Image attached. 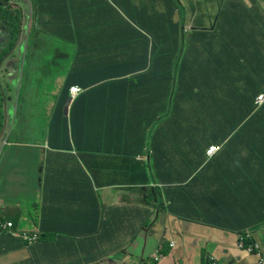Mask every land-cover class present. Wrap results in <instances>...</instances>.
Here are the masks:
<instances>
[{
	"label": "crops",
	"instance_id": "obj_1",
	"mask_svg": "<svg viewBox=\"0 0 264 264\" xmlns=\"http://www.w3.org/2000/svg\"><path fill=\"white\" fill-rule=\"evenodd\" d=\"M26 1L32 26L25 44L21 33L0 65L6 121L15 115L20 122L18 136L9 139L14 144H4L0 153V216L17 228L38 230L39 238L29 245L1 234L0 264H258L256 254L237 245L241 233L251 229L264 249V129L252 119L249 132L243 126L229 138L232 122L215 125L204 111L206 118L199 119L206 102L230 96L227 83L246 85L245 75L234 79L236 71L229 69L221 77L218 70L224 68L214 66L208 80H221L213 87L217 92L196 89L173 102L172 94L161 95L156 75L169 53L159 37L150 44V31L162 33L169 26V6L179 30L188 33L205 27L206 17L219 20L215 0H150L154 19L144 13L145 1L129 0L130 17L125 0L106 1L104 21L85 0H58L78 41H100L117 54L108 63L87 58L75 43L58 38L38 20V2ZM251 3L264 11L263 0ZM129 26L139 33L132 35ZM124 41L138 43L139 57ZM15 53L17 70L10 73L4 67ZM234 63L247 70L245 58ZM181 71L176 56L174 82ZM69 81L70 88H81L74 97L63 94ZM31 89L41 97H29ZM245 113L242 109L232 121ZM175 114L181 125L174 126L170 139L149 135L151 118L156 129ZM25 132L27 138L19 137ZM210 146L215 151L208 155ZM102 158L121 174L109 178ZM125 180L127 185H116Z\"/></svg>",
	"mask_w": 264,
	"mask_h": 264
},
{
	"label": "trees",
	"instance_id": "obj_2",
	"mask_svg": "<svg viewBox=\"0 0 264 264\" xmlns=\"http://www.w3.org/2000/svg\"><path fill=\"white\" fill-rule=\"evenodd\" d=\"M36 1L38 2V20H45L58 38L75 43L79 46L78 50L83 51L87 58H92L94 61H102L104 63L110 61V50L102 46L100 41L97 45L93 44L92 39L78 41V38L72 31L74 27L69 23V16L60 6L58 0ZM106 1L113 4L112 0H85V3L87 6L91 7L90 12L97 14V20L104 21L103 13L104 3ZM141 1L146 2L144 6L146 12L144 13L148 18L152 15V18L154 19L155 14H157L155 7L153 6L154 1L151 3L150 0H132L134 5H137V3L139 4ZM124 3V6L120 3L119 6H123L125 8V13L130 17V1L125 0ZM245 4L246 0H238V3L233 2L232 6L237 5L238 9H241ZM252 9L253 7L247 9L244 6V10L247 12H251ZM173 11V6H169V12H165V14L168 15V18H170V22L169 26H167L162 33H159L161 29L149 32L152 39L150 44H153L154 38L159 37L164 42V44H161L160 46H165V49L169 53L164 70L161 73L156 72V75L161 78V95L165 97L170 94L175 97H177L178 94L191 96L196 89L199 92L204 90L211 95V89L215 93L218 90H214L213 87H217L221 84L219 78L216 81L208 80V78L212 76L211 68L215 66L218 70L217 66H222L224 70L219 69L218 74L216 73L221 77L225 76L226 71L233 69L236 71L234 79L245 75L244 79L246 85H240L236 82H233L232 84L227 83V87L224 86V89L228 90L230 96L225 99L217 96L214 97L209 104L206 102L205 105L201 107L202 109L199 119L206 118L207 115L208 118L215 120V125L222 124L223 126L232 122V129L229 138L237 136L243 126L244 128L247 127L246 132H249L253 126L251 123L252 119H255L259 126L264 129V12L259 9L258 11L254 9L251 17V19L254 20L245 19L244 12L241 16L234 15L232 12H225V14H228L219 17L217 27L213 31L209 28L201 27L198 30L184 33L181 28L179 30L178 23H175L172 20ZM22 19L23 13L20 7L11 9L10 7H6V4H4L3 1H0V45L5 47L4 50H1L0 48V65L11 55V53H13L18 44L21 36ZM230 19L236 21L235 26L230 27L225 25L226 22L231 21ZM221 25H223V27H221ZM220 28L222 29L221 31L219 30ZM128 30L132 35L139 33L134 26H129ZM220 36L224 39L223 41L219 40ZM75 40L76 42H73ZM111 40L112 38L108 41ZM123 46L129 49L134 56L139 57L138 43L132 44L129 41H124ZM103 52H106L105 56L103 55ZM114 55L115 59H117V54ZM205 55H209L212 62L203 57ZM176 56H178L179 65L180 68H182V71L179 74L180 78H177L174 82V80L171 79V68L172 61ZM239 57L245 58L248 61L246 71L241 70L239 63H234L239 60ZM214 59L216 63H214ZM221 60L222 63L220 62ZM196 68H199L200 71H196ZM192 75H194L195 78L190 80ZM70 85V81L66 82L63 90L64 97H69ZM261 94L263 95V101L259 102L256 98ZM193 98L194 95L191 99ZM242 109L247 110L248 113L243 114L240 121H232L234 118H238L237 115ZM203 111L206 115L202 113ZM222 113L225 114L221 115ZM250 114L253 116L248 118ZM24 117L29 118L30 116ZM151 119L153 127L149 131V135L152 134L154 137L170 139L174 128L173 123L168 122L154 129L155 119ZM5 120V96L0 85V136L6 124ZM145 120L148 124L149 119L145 118ZM175 121H177V119H175ZM7 142L14 144V142H10L9 139ZM124 165L132 171H135L134 165ZM120 183L125 184L127 181L125 180ZM165 253L166 250L162 251V254ZM202 264L208 263L202 262Z\"/></svg>",
	"mask_w": 264,
	"mask_h": 264
},
{
	"label": "rangeland",
	"instance_id": "obj_3",
	"mask_svg": "<svg viewBox=\"0 0 264 264\" xmlns=\"http://www.w3.org/2000/svg\"><path fill=\"white\" fill-rule=\"evenodd\" d=\"M256 1H261V0H256ZM233 2L234 3H238V0H215V3H216L215 11L216 12L220 11L221 16L226 15L229 12H232L234 15L236 14V15L241 16V14L243 15V12H244L245 13L244 14L245 19L254 20V19H251L252 15H253V12H254V9L257 10V11H258V9L260 10V8L257 5V3H251L250 0H246V2L249 3L248 5L250 7H253L251 12L245 11L244 10V6L241 9H238L237 5L236 6H232ZM3 3L6 4V7H10L11 9H16L18 6L22 7V9H23L22 12H24L25 18L22 19V27H21L22 38H21V40H22V44H25V41H26L25 37H26L27 33H29V31L31 29V26H32V18L31 17H26V14L29 11V4L27 3L26 0H8V1L7 0H3ZM13 6H15V7H13ZM263 10H264V5H263ZM225 12H228V13L225 14ZM209 16H212V14H210ZM216 19H217V17L216 18L215 17L214 18L206 17V26L205 27H208L211 31H213L217 27V24H218V20H216ZM225 25L233 27V26L236 25V21L234 19H232L230 22H226ZM221 27H223V25H221ZM23 28H24V30H23ZM206 30H208V29H206ZM219 30L221 31L222 29L220 28ZM219 40L223 41L224 39L220 36ZM0 48H1V50L5 49V47L2 46V45H0ZM17 53H15V55L12 58L8 59V61L6 62V65L4 67V68H6L7 66H9V68L11 70L10 73H14L17 70V65L14 63V60H15V57H16ZM240 58L241 57H239V59ZM1 70L2 69L0 68V72H1ZM3 76H4L3 83L6 85L8 79H9V75L6 73ZM0 77H1V75H0ZM24 79H26V76H24ZM20 82L22 84L23 80H20ZM58 84H60V82L59 83L58 82L57 83H53L52 87H56ZM22 89L24 91L26 90V86H24V84H22ZM35 91H37V90H35V89L29 90V97L31 95V96H35L36 98H40L41 94L38 93V92H35ZM175 98L176 97L174 96L173 102H174ZM190 112H191V110H190ZM176 116H177L176 114L171 116L170 118L165 120L163 123H161V125L166 124L168 122L169 123H173V126L181 125L180 121H178V120L175 121ZM18 119H19V117H16L15 115L8 116L7 121L5 120L6 124H5L4 130H3L0 138H3V139L15 138L14 137L15 134H16V137L18 136V130L20 128V122H17ZM29 123H31V122H29ZM27 124L28 123H25L24 127L29 128L28 126H26ZM22 128H23V125L21 126V129ZM62 132H64V130H62ZM19 137H21V138L26 137L27 138L28 134L25 132V133L21 134ZM16 142H22V141H21V139H17ZM168 143H183V142L182 141H179V142L170 141ZM101 167H102L104 173L110 175L109 178L113 177V175H115V174H121V171L118 168V166L114 162H107V160L105 158H102ZM87 169H88V167H87ZM237 247L239 248V244L237 245Z\"/></svg>",
	"mask_w": 264,
	"mask_h": 264
},
{
	"label": "built area",
	"instance_id": "obj_4",
	"mask_svg": "<svg viewBox=\"0 0 264 264\" xmlns=\"http://www.w3.org/2000/svg\"><path fill=\"white\" fill-rule=\"evenodd\" d=\"M81 91L80 87L72 86L70 88V94L72 97H74L76 94H78ZM263 95H259L256 100L257 101H263ZM215 147L211 146L207 150V152L210 154L212 151H214ZM6 233L14 237L20 238L22 241H24L27 244H32L37 241L38 239V232L36 230H22V229H16L14 227V223L6 219L2 216H0V234ZM246 238H250L248 233H245L243 236H240L238 239V244L240 248H244V241ZM245 249L250 252H255L258 259V264H264V250H262L261 246L255 243L254 241H250L247 246H245Z\"/></svg>",
	"mask_w": 264,
	"mask_h": 264
},
{
	"label": "clouds",
	"instance_id": "obj_5",
	"mask_svg": "<svg viewBox=\"0 0 264 264\" xmlns=\"http://www.w3.org/2000/svg\"><path fill=\"white\" fill-rule=\"evenodd\" d=\"M250 2H252V1L250 0ZM248 4H249V3H248ZM263 12H264V11H263ZM70 95H71V94H70ZM7 140H8V139H7ZM7 140L5 141V143H8ZM210 147H211V146H210ZM214 147H215V146H214ZM208 149H209V147H208ZM208 149H206V153H207L208 155L212 154V153L215 151V149H214V151H212V153L209 154V153L207 152ZM124 175L126 176V175H127V172H125ZM116 185H127V183H125V184L118 183V184H116ZM11 221H12V220H11ZM12 222H13V221H12ZM14 227H15L16 229H20V228H17L15 225H14ZM22 230H25V229H22ZM35 230H36V229H35ZM250 230H251V229H247L245 232H242L241 235H240V236H243L245 233H248V234H249V237H250L249 239H248V238L245 239V241H244V248H240V247H239L240 249L245 250V251H247V250L245 249V246H247V245L249 244L250 241H254V242L257 243L258 245H260L258 241L254 240V239L252 238V234H251ZM36 231L38 232V230H36ZM1 234H6V233H1ZM1 234H0V235H1ZM7 235H9V234H7ZM10 236H11V235H10ZM13 237H14V236H13ZM17 238H18V237H17ZM38 238H39V232H38ZM19 239H20V238H19ZM238 239H239V238H238ZM37 240H38V239H37ZM23 243H25V242L23 241ZM34 243H35V242H34ZM34 243L29 244V245H33ZM25 244H27V243H25ZM260 246H261V245H260ZM261 248H262V246H261ZM262 250H264V249L262 248ZM247 252L256 254L255 252H250V251H247ZM256 256H257V255H256Z\"/></svg>",
	"mask_w": 264,
	"mask_h": 264
},
{
	"label": "water",
	"instance_id": "obj_6",
	"mask_svg": "<svg viewBox=\"0 0 264 264\" xmlns=\"http://www.w3.org/2000/svg\"><path fill=\"white\" fill-rule=\"evenodd\" d=\"M5 115H6V112H5ZM6 140H7V139L0 138V153H1V150H2V146H3L4 144H7V143H5Z\"/></svg>",
	"mask_w": 264,
	"mask_h": 264
},
{
	"label": "flooded vegetation",
	"instance_id": "obj_7",
	"mask_svg": "<svg viewBox=\"0 0 264 264\" xmlns=\"http://www.w3.org/2000/svg\"><path fill=\"white\" fill-rule=\"evenodd\" d=\"M0 1H3V0H0ZM8 1V0H7Z\"/></svg>",
	"mask_w": 264,
	"mask_h": 264
}]
</instances>
